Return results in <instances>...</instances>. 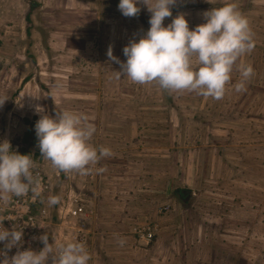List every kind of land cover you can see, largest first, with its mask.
<instances>
[{
  "label": "rangeland",
  "instance_id": "obj_1",
  "mask_svg": "<svg viewBox=\"0 0 264 264\" xmlns=\"http://www.w3.org/2000/svg\"><path fill=\"white\" fill-rule=\"evenodd\" d=\"M118 3L0 0V97L7 99L0 140L16 150L24 132L34 131L33 171L47 180L36 204L45 211L36 237L59 233L53 243L83 242L89 264H264V0L172 6L173 17L184 14L190 28L224 3L247 17L255 47L241 60L254 74L237 92L243 78L234 67L219 100L117 78L121 65L108 57L109 48L125 61L123 48L146 34L151 15L143 0L134 17L122 15ZM63 110L86 114L96 128L90 143L111 150L87 174L55 169L41 157L35 126L29 128ZM50 195L60 203L49 206ZM76 204L84 214L71 216ZM39 239L35 251L42 249ZM6 243L0 250L10 258Z\"/></svg>",
  "mask_w": 264,
  "mask_h": 264
},
{
  "label": "clouds",
  "instance_id": "obj_2",
  "mask_svg": "<svg viewBox=\"0 0 264 264\" xmlns=\"http://www.w3.org/2000/svg\"><path fill=\"white\" fill-rule=\"evenodd\" d=\"M138 2L119 0L118 8L122 15L134 17L140 11ZM143 2L151 13L146 34L123 48L125 61L115 57L111 47L108 50V57L121 65L117 78L126 76L139 84L155 81L162 89L196 92L219 100L225 95L235 67L243 78L235 90H243V81L252 77L254 69L241 58L253 50L255 40L247 17L235 3L204 11V22L190 28L184 14L173 17L172 6L176 0ZM168 17L173 18L165 25ZM238 61L241 62L238 64ZM6 100L0 97V106ZM35 111L43 113L44 109L37 105ZM35 132L41 157L59 172L87 174L90 166L111 155L110 148L97 149L90 143L96 128L84 113L63 110L55 116L41 115L35 123ZM35 167L32 154H22L7 139L0 140V202L6 204L12 197H23L29 192L34 200L40 197L41 180L34 174ZM60 199L58 195H50L47 203L56 206ZM23 236V228H0V242L7 241V249H18L10 258L0 250L3 256L0 264H48L49 257L52 264H89L91 260L90 252L81 241L70 239L53 247L45 233L40 237L44 247L39 251L19 250ZM118 243L123 246L126 241L119 238Z\"/></svg>",
  "mask_w": 264,
  "mask_h": 264
},
{
  "label": "built area",
  "instance_id": "obj_3",
  "mask_svg": "<svg viewBox=\"0 0 264 264\" xmlns=\"http://www.w3.org/2000/svg\"><path fill=\"white\" fill-rule=\"evenodd\" d=\"M38 170V169H37ZM34 174H38L39 178L41 180V187L42 192L43 189L47 187L46 182L43 179L42 174L39 171H36ZM42 194V193H41ZM16 199H12L13 205L11 204V207H7L0 209V228H6L8 230H12L13 226L16 228H23V243L19 250H25L28 248H31L33 250V245H35V242L39 236L36 237L37 231L42 230L43 225L39 224L40 219L45 217V211L42 210L34 212L33 211V204H37V198L34 200L32 198V193L29 192L26 196L23 197H15ZM77 202V201H76ZM5 210H8L9 213H5ZM82 205H74L73 209H71V216H79L80 214H84ZM40 213V214H39ZM86 215V214H85ZM83 221L78 225L76 229H73V231L81 230L82 229ZM74 228L75 226H71ZM41 228V229H40ZM41 236V235H40ZM147 236H151L150 233L147 234ZM41 241V239H39ZM39 241V243H40ZM58 241V240H57ZM56 241V242H57ZM54 242V241H53ZM59 244V243H54ZM17 248H12V253H10V257L13 256L17 252Z\"/></svg>",
  "mask_w": 264,
  "mask_h": 264
},
{
  "label": "trees",
  "instance_id": "obj_4",
  "mask_svg": "<svg viewBox=\"0 0 264 264\" xmlns=\"http://www.w3.org/2000/svg\"><path fill=\"white\" fill-rule=\"evenodd\" d=\"M25 121H28V119L26 118ZM28 123L30 124V127L29 128H32V126L33 127L35 126V123H33V122H28ZM28 130L29 131H27V132L25 131L24 134H23V136L20 138V140L22 141V143L19 144V146H17V149H16V151H18V152H20L22 154H29L30 153V151L28 149L29 144L34 143L35 140H36L33 129L32 130L28 129ZM36 155H37V152H35V154L33 153V157L34 158H35ZM177 189H183V188H177ZM41 197H42V194H41L40 197L37 198L38 203L41 201ZM32 207H33V211L34 212H38V209H37L38 206L36 207V204H33ZM48 242L49 243H53V241L51 240V238L48 239ZM40 244L42 245V248H43L44 247V243H43L42 240L40 241ZM54 245H57V244H54Z\"/></svg>",
  "mask_w": 264,
  "mask_h": 264
},
{
  "label": "crops",
  "instance_id": "obj_5",
  "mask_svg": "<svg viewBox=\"0 0 264 264\" xmlns=\"http://www.w3.org/2000/svg\"><path fill=\"white\" fill-rule=\"evenodd\" d=\"M86 216V215H85ZM87 219L88 218H90V216H87L86 217ZM93 220H94V218H93ZM135 237H137L136 235H134ZM134 236H132V237H134ZM118 237H121V235H119ZM59 239H61V236H60V234L59 233H57V234H55V236L51 239L52 241H54V242H56L57 240H59ZM136 239V238H135ZM106 252V251H105ZM107 254V253H106ZM91 263L93 264L94 263V261H91ZM95 264V263H94Z\"/></svg>",
  "mask_w": 264,
  "mask_h": 264
}]
</instances>
